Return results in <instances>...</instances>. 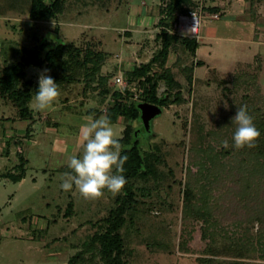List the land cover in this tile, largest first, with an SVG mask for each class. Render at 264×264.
I'll use <instances>...</instances> for the list:
<instances>
[{
  "label": "rangeland",
  "instance_id": "374dc122",
  "mask_svg": "<svg viewBox=\"0 0 264 264\" xmlns=\"http://www.w3.org/2000/svg\"><path fill=\"white\" fill-rule=\"evenodd\" d=\"M18 2L0 0V77L5 66L21 61L39 48L45 56L57 46L71 45L76 49L72 47L70 55L81 60L88 51L103 54L97 63L98 74L91 83L93 88L84 89V81L67 86L47 110L35 111L33 97L28 103L31 116H22L15 104L0 97V264H67L83 242L102 230L98 224L109 210L102 204L110 200V195L100 196V206L96 198H84L75 185L65 192L60 183L69 172L61 171L60 167L68 165L72 155H82L81 126L89 118L105 117L114 101L111 94L127 90L126 73L148 62L159 49V20L166 0H125L123 5L111 7L97 0H63L61 11L49 20L31 19L22 5L10 7ZM192 3L194 6L188 11L178 12L169 20L171 32L189 36L179 30L178 16L189 11L200 16L195 37L199 47L195 53L175 46L164 65L181 84L179 100L173 98L176 89L167 92L171 102L160 106L161 113L151 119L147 130L139 118V122L118 118L111 124L120 137L126 125L132 128L135 138H131L130 145L138 138L144 146L158 141L167 144L170 152L162 156L160 166L167 180L159 187L158 199L154 201H164L170 208L174 202L181 206L183 199V184L190 166L189 131L195 115L201 116L204 133L209 132V136L205 134L207 141L219 150L229 135L214 133L226 116L234 117L241 102L258 105L253 98L264 94V0L257 7L251 0H192ZM238 61L247 65L236 66ZM23 70L20 88L28 81L32 90L38 88L40 76L47 72L45 65H27ZM154 70L161 71L158 66ZM119 75L122 83L115 81ZM188 75L190 84L186 80ZM103 88L108 92L101 96ZM131 90L136 106L139 98L136 89ZM165 91L166 86L160 80L158 93ZM199 96L211 102L197 105ZM69 201L72 208L66 217ZM148 201L136 211L149 206L153 216L160 215L161 209ZM57 203L60 209L54 206ZM231 209L219 214L218 229L255 243L254 237L262 224L256 220L245 225L248 214L240 212L236 204ZM204 228L201 220L183 224L178 215L168 225L174 241L168 254H152L145 245L132 244L124 258L127 264H205L210 241ZM215 260L225 263L231 258L215 257ZM240 260L249 264L264 262Z\"/></svg>",
  "mask_w": 264,
  "mask_h": 264
},
{
  "label": "trees",
  "instance_id": "16d2710c",
  "mask_svg": "<svg viewBox=\"0 0 264 264\" xmlns=\"http://www.w3.org/2000/svg\"><path fill=\"white\" fill-rule=\"evenodd\" d=\"M14 1L20 2L10 7L23 6L29 17L35 20H49L61 11L63 4V0H53L50 3L47 0ZM97 1L107 7L125 3V0ZM261 1L263 0H251V3L257 7ZM192 4V0H166L162 8L163 16L159 20L161 29L157 34L160 47L148 62L135 66L126 73L128 87L124 93L115 90L111 94L114 101L105 114L111 124L116 123L118 118L139 122L140 111L135 106L136 102L132 100L133 88L136 89L138 102L166 105L171 102L168 97L172 89H176L174 101L179 100L181 84L172 71L164 66L165 62L171 48L179 45L194 54L199 43L195 37L180 36L171 32L169 20L174 19L178 12L188 11L194 6ZM72 47L76 49L71 45L57 46L48 50L45 56L41 55V48L35 49L21 61L5 66L4 75L0 77V97H5L7 101L15 104L22 116H31L28 103L34 97L37 88L32 90L28 81L24 83L23 88H20V81L25 75L23 68L27 65L36 67L45 65L46 75L57 82L60 91L82 81H84V89L93 88L91 83L98 74L97 63L101 62L103 54L88 51L81 60L78 56L75 58V55H70ZM67 53L68 55H65ZM241 64L247 65L244 62H236V66ZM157 66L161 71L154 70ZM160 80L166 86L164 94L158 93ZM186 80L190 84L191 76L188 75ZM107 92L108 89L103 88L100 95H106ZM261 95L253 98L254 103L258 102V105L248 104V101L239 105L247 106L261 133L252 147L233 146L231 137L236 125L226 116V121L214 134L229 135L226 138L229 147L224 148L221 145L219 150H216L211 141H207L209 132L204 133V126L200 122L201 116L195 115L189 131L190 166L183 184L181 206L177 202H172L173 206L170 208L164 201H154L155 198L158 199L159 187L167 180V174L160 167L163 163L162 156L170 152L166 147L167 144L158 141L151 143L150 146H144L138 138L130 145L133 137L132 128L126 125L122 131L120 146L121 154L127 157L123 173L127 183L116 195L105 189L103 194H109L110 200L102 204L109 208L107 215L102 217L98 224L102 230L95 232L87 242H83L81 248L69 257L67 264H127L124 254L132 244L145 245L152 254H168L174 246V241L171 240L173 235L169 233L168 225L176 221L178 215L183 224L201 220L205 226L204 231L206 230L210 241L206 251L208 256L203 260L205 264H249L243 260L239 261L248 258L264 261V94ZM196 101H199L196 104L200 106L211 102L203 96L196 98ZM236 111L237 108L234 115ZM205 144L208 146L205 147ZM21 160L23 161V157ZM60 170L72 171L67 164L61 166ZM99 200L102 201L100 197L96 198L97 203L100 202ZM147 200L161 209L160 215L153 216L149 212V206L136 211L137 207L145 205ZM150 203L148 205H151ZM98 204L102 206L101 203ZM234 204L240 212L248 214L244 221L245 225L256 220L262 224V229L254 237L255 243L251 239L246 241L245 238H235L228 232L218 229L219 214L227 212ZM54 206L60 209L59 203ZM67 207L69 210L64 213L66 217L69 216L72 208L70 201ZM135 211L136 215H134ZM215 257H228L231 260L224 263L222 260L216 261ZM96 258L98 263H95Z\"/></svg>",
  "mask_w": 264,
  "mask_h": 264
},
{
  "label": "clouds",
  "instance_id": "9594fccd",
  "mask_svg": "<svg viewBox=\"0 0 264 264\" xmlns=\"http://www.w3.org/2000/svg\"><path fill=\"white\" fill-rule=\"evenodd\" d=\"M60 95L57 82L49 75H41L32 107L35 111L47 110ZM231 120L236 125L231 137L233 146H254L261 133L247 106H239ZM79 134L83 153L69 158L68 167L72 171L66 174V178H62L60 188L68 192L75 185L86 199L102 196L105 189L113 195L119 194L127 183L123 174L127 157L121 154V137L111 126L109 118H89L81 126ZM222 143L224 148L229 147L227 140Z\"/></svg>",
  "mask_w": 264,
  "mask_h": 264
},
{
  "label": "built area",
  "instance_id": "2783aa9c",
  "mask_svg": "<svg viewBox=\"0 0 264 264\" xmlns=\"http://www.w3.org/2000/svg\"><path fill=\"white\" fill-rule=\"evenodd\" d=\"M200 25V16L196 11H189L185 14H180L178 16L177 26L179 30H183L187 35L196 37L198 34V29ZM117 83H122L123 79L121 75L115 77Z\"/></svg>",
  "mask_w": 264,
  "mask_h": 264
},
{
  "label": "water",
  "instance_id": "95a60500",
  "mask_svg": "<svg viewBox=\"0 0 264 264\" xmlns=\"http://www.w3.org/2000/svg\"><path fill=\"white\" fill-rule=\"evenodd\" d=\"M136 108L140 111L138 118L142 122V126L147 130L150 127V121L156 115L161 113V107L156 104L147 102H139L136 104ZM135 138V134L133 135Z\"/></svg>",
  "mask_w": 264,
  "mask_h": 264
}]
</instances>
